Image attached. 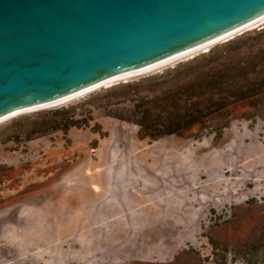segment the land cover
<instances>
[{"label": "rangeland", "instance_id": "374dc122", "mask_svg": "<svg viewBox=\"0 0 264 264\" xmlns=\"http://www.w3.org/2000/svg\"><path fill=\"white\" fill-rule=\"evenodd\" d=\"M209 50L264 72V24ZM178 63L0 123V264H264V92L141 138Z\"/></svg>", "mask_w": 264, "mask_h": 264}, {"label": "water", "instance_id": "95a60500", "mask_svg": "<svg viewBox=\"0 0 264 264\" xmlns=\"http://www.w3.org/2000/svg\"><path fill=\"white\" fill-rule=\"evenodd\" d=\"M261 3L0 0V105Z\"/></svg>", "mask_w": 264, "mask_h": 264}, {"label": "trees", "instance_id": "16d2710c", "mask_svg": "<svg viewBox=\"0 0 264 264\" xmlns=\"http://www.w3.org/2000/svg\"><path fill=\"white\" fill-rule=\"evenodd\" d=\"M205 56L207 60L200 64L192 65L195 57L185 63L184 72L178 73L181 63L167 69L176 74L172 79L174 86L152 99L142 97L135 102L141 138L182 135L228 106L264 92V72L251 70L247 61L235 59L231 52L214 56L209 50ZM66 112L65 109L55 111ZM75 123L64 117L55 128L66 130Z\"/></svg>", "mask_w": 264, "mask_h": 264}, {"label": "bare ground", "instance_id": "6f19581e", "mask_svg": "<svg viewBox=\"0 0 264 264\" xmlns=\"http://www.w3.org/2000/svg\"><path fill=\"white\" fill-rule=\"evenodd\" d=\"M264 24V3L226 17L222 20L155 45L148 49L71 77L37 91L34 96L0 105V123L17 115L63 105L99 87L173 65L208 51L219 42Z\"/></svg>", "mask_w": 264, "mask_h": 264}]
</instances>
